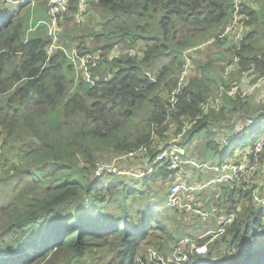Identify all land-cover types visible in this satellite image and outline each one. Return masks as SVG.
<instances>
[{
    "label": "trees",
    "instance_id": "1",
    "mask_svg": "<svg viewBox=\"0 0 264 264\" xmlns=\"http://www.w3.org/2000/svg\"><path fill=\"white\" fill-rule=\"evenodd\" d=\"M252 1L243 4L249 16L246 22L250 25L258 20L262 24L258 34L264 40V2L254 10L248 5ZM231 7L232 0H88L85 16L88 9L96 13L90 25L73 19L76 7L72 0L59 22L58 43L66 50L84 53L118 46L140 52L138 59L119 56L103 68H92L100 77L96 85H90L82 77L74 79L73 65L63 49L47 55L49 36L45 25L37 23L40 18L34 22L30 1L0 0V139L4 155L0 166V264H131L143 244L166 253L181 236L198 232L183 212L164 205L162 190L154 191L158 177L166 182L165 167L133 179L93 178L89 170L97 152H122L150 142L152 123H161L167 112L159 94L161 87L168 90L174 83L183 51L222 30L230 20ZM253 37L251 31L244 36L234 80L223 74L224 64L220 78L205 73L198 79L194 70L203 62L197 59L196 68L192 59L193 75L171 112L172 120L180 124L182 117L196 115L201 105L217 95L219 85L229 88L245 71L249 75L254 70L258 77L247 83V78L242 80L240 89L253 83L258 86L264 74V52L252 43ZM107 72L110 78L104 79ZM253 91L246 96L224 91L220 108L203 115L187 132L186 141L205 128L209 137L205 147L215 150L213 162L217 164L232 156L238 148L237 138L245 136L246 130L254 137L252 144L264 133L261 111L226 144L216 139L226 129L218 133L208 123L221 119L228 124L237 111L247 119L251 115L247 99ZM142 107L147 110L143 126L133 118ZM122 127L126 128L119 135ZM158 132L162 134V129ZM258 158L264 180V144ZM227 192L222 187L220 200ZM228 194L224 204L229 202L228 210H232L234 191ZM184 225L194 227V233H183ZM261 229L264 208L254 209L243 202L225 232L210 243L206 256L218 254L213 264H264ZM223 247L230 253L223 254Z\"/></svg>",
    "mask_w": 264,
    "mask_h": 264
},
{
    "label": "built area",
    "instance_id": "2",
    "mask_svg": "<svg viewBox=\"0 0 264 264\" xmlns=\"http://www.w3.org/2000/svg\"><path fill=\"white\" fill-rule=\"evenodd\" d=\"M30 1V0H28ZM72 0H47L45 13L46 18L37 23H43L49 36V44L47 46V55L52 54L56 48L64 50L68 60L73 65L74 79L82 77V79L90 84L96 85L99 79L98 74H94L92 68H103L116 57L125 56L138 59L140 52L135 47H112L109 49H95L84 53H79L75 48L66 50L58 43L60 31V20L64 13L68 12L70 2ZM75 4V12L73 19L76 22L85 20V11L87 0H73ZM244 0H232L230 20L223 26L222 31L216 36H212L205 43L211 44L215 41L230 42V60L223 67V74L230 75L234 71L240 69V56L237 52L241 50V43L247 32L249 24L246 22L249 18L244 12ZM231 39V40H228ZM203 43L194 45L182 52L183 62L179 65L174 83L165 89L161 87L159 94L166 103L165 118L161 123H152L151 138L149 143L141 144L137 147L122 151L108 153V157H103L93 163L91 169V177L96 178L102 175L143 177L157 167H165L168 174L165 178L168 189L166 190L164 204L167 208H175L178 212L185 214L186 220L193 224L197 221L205 222L214 220L217 228H210L204 232L193 235L187 234L181 236L173 243L166 253L154 247L149 248L144 254L136 255L131 264H213L218 259V254L212 252L206 256L210 243L219 235L223 234L227 225L232 223L236 215L241 212L242 203L255 208H264V180L262 178L261 162L258 158L264 144V133H262L255 141L243 148H236L232 156L226 158L222 163L217 164L207 162L200 157L192 156L185 150L183 143L186 142L187 132L197 121L205 115L210 109L218 110L221 106V96L225 91L228 95L246 96L256 88L255 83L247 88L240 89V83L247 78L248 71L240 74V81L234 83L229 89L223 85H219V93L210 98L209 102L201 105V110L194 116H185L180 124L176 126V136L170 140L165 138V132L160 134L158 128L166 124L171 116V112L176 109L179 96L183 93L184 87L188 84L189 78L193 75L191 64L193 54L201 50ZM253 66V64H251ZM146 76L154 81L155 78L148 72ZM110 78L109 73L104 79ZM264 78V74L262 76ZM251 114L247 119L242 112L237 111L233 119L226 124L229 131L224 132L216 137L219 144L228 143L234 136L235 132L248 126L255 119V114ZM264 114V111H261ZM225 126V125H224ZM183 136V137H182ZM183 141L178 142L181 138ZM108 159V160H107ZM2 163V147L0 139V166ZM137 164L132 169L131 164ZM186 166L202 170L207 173L210 178L204 182H191L190 179L180 177L184 174L183 170ZM186 174V173H185ZM188 175V174H187ZM222 187L228 188V192L222 200ZM208 188L212 189V199L210 201H200L194 198V194H202ZM234 191L235 208L228 210L229 192ZM197 195V197H198ZM222 202V206L221 203ZM195 224V225H196ZM209 236L204 242L198 239ZM259 236L264 240V229L259 231ZM223 254H229L230 249L222 248Z\"/></svg>",
    "mask_w": 264,
    "mask_h": 264
},
{
    "label": "rangeland",
    "instance_id": "3",
    "mask_svg": "<svg viewBox=\"0 0 264 264\" xmlns=\"http://www.w3.org/2000/svg\"><path fill=\"white\" fill-rule=\"evenodd\" d=\"M47 1V0H46ZM88 1V0H87ZM263 2L264 1H261L260 2V5H259V8L260 6L263 5ZM30 3H31V8H33L32 10V14L35 16L34 18V22H35V19H36V15L39 13H41L40 15H42L43 13V17L46 18V13H45V6H46V3H40V1L38 0H30ZM253 3H254V6L256 7L257 4L255 3V0H253ZM250 3H248L249 5ZM87 8V7H86ZM258 8V9H259ZM91 13V15H90ZM100 16V15H99ZM96 17V13H92L91 9H88V12L85 16V20L87 23H89L90 25H93V23L95 22V18ZM256 23V22H255ZM219 33V32H218ZM257 37H259L260 35L259 34H255ZM221 42H218L216 44H220ZM255 43V41L253 42ZM212 44H215V43H211V44H206L204 46V49L208 46V45H212ZM255 47L260 49L261 51L264 52V42H256L255 43ZM204 49H201V50H198L196 52L197 53H200L201 51H203ZM231 57V56H230ZM230 57L229 59H227L226 61L223 62V64L225 65L226 62L228 60H230ZM198 58L194 55L193 57V60H195V66L196 68H198V63L196 62ZM194 70V68H193ZM238 77L237 74H230L227 76V79L228 80H234ZM262 79V77L260 78ZM238 80V79H237ZM231 87V86H230ZM229 87V88H230ZM229 88H226V89H229ZM157 91V90H156ZM218 93H219V90H218ZM217 93V94H218ZM146 116H147V110L144 109V107H142L134 116V120H136L140 125H144L145 124V119H146ZM184 117H182L180 119V121L183 119ZM175 124H179V122L177 121H174L172 120V116H170L168 122L166 124H164L162 127H160L162 129V133L165 132V138L170 140L172 138H174L176 136V126ZM209 128L211 130H215L216 132H223V130L221 128H224V125H226L221 119L220 120H211L209 121ZM126 127H122L120 130H119V135L123 134L124 132V129ZM250 135V130H246L245 131V136H239L237 138V147L238 148H241V147H244L245 145L247 144H250L253 140H254V137L252 136H249ZM220 136V134H218L216 137ZM183 137V136H182ZM179 138L178 139V142L181 143L183 141V139ZM209 139V137L207 136L206 134V131H205V128H201L199 129L198 131H196L194 134H193V137L190 138L189 140V145H187L186 142L183 143V146L185 148V150L188 151V153L192 156H196V157H200L202 160L204 161H207V162H211L213 160V155H215V150L211 147H205V143L207 142V140ZM112 152L111 150H103V151H100V152H97L94 157H95V161L98 160V159H101L104 157V155L108 154ZM100 155L101 158H97L96 156ZM204 158V159H203ZM2 159H4V155L2 156ZM108 160V159H107ZM3 161V160H2ZM15 162H17V159H15ZM94 161H92V164H93ZM91 164V165H92ZM187 168L183 170L184 174H180V177H183L185 180L186 179H190L191 182H204L205 180L209 179L210 178V175L207 174V173H202V170H199V169H196V168H193L191 166H186ZM186 173V174H185ZM89 174L91 175V168L89 170ZM188 174V175H187ZM147 176V175H146ZM115 178H118V179H133V178H142V177H134V176H130V175H125V176H115ZM144 177V176H143ZM162 190V192L160 193V195H166V190L168 189V184H166V182H163V178L161 177H158V179L155 181L154 183V191L155 190ZM198 194H194V198L195 199H198L200 201H205V200H208L210 201L212 199V189L211 188H208L205 192H203L202 194H199L198 197H197ZM165 200V199H164ZM165 205V204H164ZM184 214V213H183ZM177 215L178 212H177ZM196 224V222H194V225ZM216 221L214 220H208V221H205V222H199L197 221V224L195 225L196 228L198 229V233H200L201 231H204L206 229H214L215 225H216ZM184 228V231L183 233H194L195 229L194 227H190L189 228L187 226H183ZM182 233V234H183ZM149 244H143L140 248V252H138V255H141V254H144L149 248H151V246H148ZM259 245H264V241L261 240L259 241Z\"/></svg>",
    "mask_w": 264,
    "mask_h": 264
},
{
    "label": "crops",
    "instance_id": "4",
    "mask_svg": "<svg viewBox=\"0 0 264 264\" xmlns=\"http://www.w3.org/2000/svg\"><path fill=\"white\" fill-rule=\"evenodd\" d=\"M264 0H255V3L257 6H254L253 1L250 3L249 7L257 10L259 8L260 2ZM249 3V2H248ZM261 7V6H260ZM45 11V10H44ZM41 14V13H40ZM39 13L36 15L37 19L40 18L41 20L45 19L42 15ZM256 22V23H255ZM251 23L248 26L247 31L248 32H253L254 37L252 40V43L255 41L256 42H264V40L259 36H255V34H258L260 31V28L262 24L260 22L255 21ZM230 42H221L220 44H212L208 45L203 51L200 53L196 54V57L199 59V62H203L201 64L200 68L194 70V76L198 79L202 78V76L205 73H208V75L215 76L217 78H220L222 75L221 71V66L224 61L229 59L230 57ZM263 52V51H262ZM204 64L205 67H202ZM258 77V73L254 70L250 71L246 82H250L253 79H256ZM217 86L212 88L213 90L216 89ZM247 111L251 112L250 114L259 112V111H264V80L260 81L258 86L255 88L251 96L247 99V105H246ZM226 129L225 132L229 131L227 127H224ZM137 166V164L132 163L131 168L134 169Z\"/></svg>",
    "mask_w": 264,
    "mask_h": 264
},
{
    "label": "bare ground",
    "instance_id": "5",
    "mask_svg": "<svg viewBox=\"0 0 264 264\" xmlns=\"http://www.w3.org/2000/svg\"><path fill=\"white\" fill-rule=\"evenodd\" d=\"M245 1H246V0H244V2H245ZM221 31H222V30H221ZM221 31H220V32H221ZM220 32H219V33H220ZM228 40H231V39L228 38ZM200 44H201V43H200ZM206 44H207V43L204 42V43H203V46L201 47V49H204V46H205ZM186 50H187V49H186ZM182 60H183V58H182ZM183 61H184V60H183ZM263 79H264V78H262V80H263ZM236 138H237V137H236ZM236 138H235V139H236Z\"/></svg>",
    "mask_w": 264,
    "mask_h": 264
}]
</instances>
